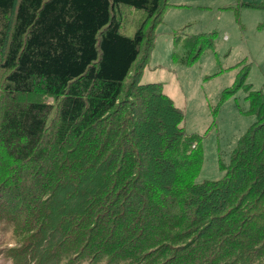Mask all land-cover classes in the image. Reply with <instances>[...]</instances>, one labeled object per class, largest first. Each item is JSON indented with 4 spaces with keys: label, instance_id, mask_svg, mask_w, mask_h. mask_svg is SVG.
<instances>
[{
    "label": "trees",
    "instance_id": "obj_1",
    "mask_svg": "<svg viewBox=\"0 0 264 264\" xmlns=\"http://www.w3.org/2000/svg\"><path fill=\"white\" fill-rule=\"evenodd\" d=\"M169 4L0 0V255L11 264H264V92L247 65L223 89L244 86L254 120L224 175L195 181L198 138L162 83L140 80ZM211 33L173 60L194 61Z\"/></svg>",
    "mask_w": 264,
    "mask_h": 264
},
{
    "label": "rangeland",
    "instance_id": "obj_2",
    "mask_svg": "<svg viewBox=\"0 0 264 264\" xmlns=\"http://www.w3.org/2000/svg\"><path fill=\"white\" fill-rule=\"evenodd\" d=\"M241 1L169 0L140 78L162 83L174 108L184 114L182 126L198 138L193 147L202 158L195 181L224 175L220 162L229 163L238 138L254 120L244 86L226 98L221 97L223 89L236 83L247 65L246 82L264 92V8L242 6ZM131 11L123 28L128 33L143 15ZM175 31L182 36L178 45ZM201 32H212V41L205 42L199 56L191 63L173 61V50H181L186 38ZM8 243V233L1 232L0 248ZM0 264L11 262L0 255Z\"/></svg>",
    "mask_w": 264,
    "mask_h": 264
},
{
    "label": "crops",
    "instance_id": "obj_3",
    "mask_svg": "<svg viewBox=\"0 0 264 264\" xmlns=\"http://www.w3.org/2000/svg\"><path fill=\"white\" fill-rule=\"evenodd\" d=\"M182 33H184V32H182ZM173 39H174V37H173ZM173 53V52H172ZM172 59H173V57H172ZM174 61V60H173Z\"/></svg>",
    "mask_w": 264,
    "mask_h": 264
}]
</instances>
